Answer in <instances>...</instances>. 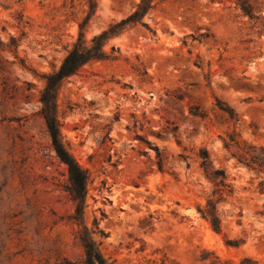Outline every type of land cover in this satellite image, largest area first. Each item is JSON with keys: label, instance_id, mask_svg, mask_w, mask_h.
<instances>
[{"label": "rangeland", "instance_id": "rangeland-1", "mask_svg": "<svg viewBox=\"0 0 264 264\" xmlns=\"http://www.w3.org/2000/svg\"><path fill=\"white\" fill-rule=\"evenodd\" d=\"M138 1L97 0L85 37ZM87 11L86 0H0V264H85L38 96ZM144 21L58 92L62 139L88 173L83 221L110 264H264V176L235 166L221 138L264 144V0H157ZM200 148L234 188L220 231L198 211L212 187Z\"/></svg>", "mask_w": 264, "mask_h": 264}, {"label": "trees", "instance_id": "trees-1", "mask_svg": "<svg viewBox=\"0 0 264 264\" xmlns=\"http://www.w3.org/2000/svg\"><path fill=\"white\" fill-rule=\"evenodd\" d=\"M88 11L79 23V33L72 45L67 49L60 64L45 73L44 86L39 92L40 113L46 123L52 146L62 162L65 163L69 175V192L74 203L72 219L78 224V238L84 249L85 264H110L98 248L95 240L90 234L88 227L83 221V211L86 200L88 173L79 163L73 153L66 147L61 134L58 119L57 96L63 81L70 75L76 73L85 63L95 59H106L110 57L105 45L108 40L121 33L128 27L145 23L144 17L155 6L157 0H139L132 11L119 20H115L90 39L85 37L86 25L96 10L97 0H86ZM242 8L249 12V6L242 4ZM223 109L231 113V108ZM223 146L228 151V159L234 160L235 166H243L256 174L264 176V144L256 143L241 138L236 132L228 131L221 136ZM199 165L204 176L211 182L212 187L208 192L205 203L198 204V211L209 220L212 227L221 230V217L218 205L225 202L233 195L234 188L230 182L227 170L217 167L207 148H200L197 152ZM158 167L163 168L162 160L158 158ZM207 259L206 256L202 257ZM209 264H232L229 260H223L218 256L210 258ZM239 264H259L257 260L245 257Z\"/></svg>", "mask_w": 264, "mask_h": 264}]
</instances>
